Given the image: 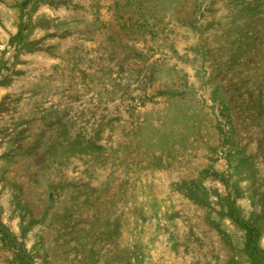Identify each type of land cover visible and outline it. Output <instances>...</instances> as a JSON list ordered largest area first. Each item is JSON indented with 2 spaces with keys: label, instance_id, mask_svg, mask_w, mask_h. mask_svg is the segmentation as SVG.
<instances>
[{
  "label": "rangeland",
  "instance_id": "obj_1",
  "mask_svg": "<svg viewBox=\"0 0 264 264\" xmlns=\"http://www.w3.org/2000/svg\"><path fill=\"white\" fill-rule=\"evenodd\" d=\"M0 264H264V0H0Z\"/></svg>",
  "mask_w": 264,
  "mask_h": 264
},
{
  "label": "trees",
  "instance_id": "obj_2",
  "mask_svg": "<svg viewBox=\"0 0 264 264\" xmlns=\"http://www.w3.org/2000/svg\"><path fill=\"white\" fill-rule=\"evenodd\" d=\"M252 233H253V232L250 230V231H249V234L251 235Z\"/></svg>",
  "mask_w": 264,
  "mask_h": 264
}]
</instances>
